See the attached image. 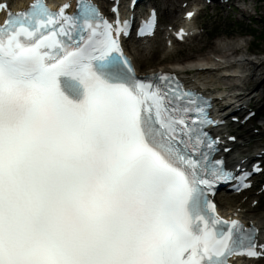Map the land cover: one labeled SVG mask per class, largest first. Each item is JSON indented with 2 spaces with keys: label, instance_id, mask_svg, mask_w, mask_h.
Returning <instances> with one entry per match:
<instances>
[{
  "label": "snow or ice",
  "instance_id": "obj_1",
  "mask_svg": "<svg viewBox=\"0 0 264 264\" xmlns=\"http://www.w3.org/2000/svg\"><path fill=\"white\" fill-rule=\"evenodd\" d=\"M78 7L71 27L86 39L74 47L60 39L64 8L42 0L0 27V264L260 255L254 230L208 199L222 172L200 150L209 102L168 75L166 89L138 80L117 9L114 28L87 0Z\"/></svg>",
  "mask_w": 264,
  "mask_h": 264
},
{
  "label": "rangeland",
  "instance_id": "obj_2",
  "mask_svg": "<svg viewBox=\"0 0 264 264\" xmlns=\"http://www.w3.org/2000/svg\"><path fill=\"white\" fill-rule=\"evenodd\" d=\"M177 0H159L160 4H172ZM162 5V6H164ZM244 12L235 9L231 17H227L226 13L218 15L215 24L211 26V35L202 43H194L188 46L180 47V55L172 62L166 64L175 65L181 63L183 65L192 61L205 59L210 55H220L217 50L218 46H231L237 48L238 52L244 54H254L258 58L264 54V0H246L240 5ZM196 46V47H195ZM191 47H195L191 48ZM192 49V50H191ZM184 50V51H183ZM233 51L227 52V55H233ZM145 52V54H147ZM226 55V56H227ZM241 56L239 59H243ZM252 59V58H251ZM253 60V59H252ZM259 73H264V68H259ZM255 73L253 74V76ZM264 75V74H263ZM261 103L264 101V94L259 96ZM258 104V105H260ZM264 142V141H263ZM264 203L260 211L264 212Z\"/></svg>",
  "mask_w": 264,
  "mask_h": 264
},
{
  "label": "bare ground",
  "instance_id": "obj_3",
  "mask_svg": "<svg viewBox=\"0 0 264 264\" xmlns=\"http://www.w3.org/2000/svg\"><path fill=\"white\" fill-rule=\"evenodd\" d=\"M15 1H18V0H15ZM174 17H176L174 15ZM196 47V46H195ZM195 47H191V48H194ZM192 50V49H191ZM215 50H217L219 53H221L223 56L221 58H228L230 57L229 55H227V52L229 51H233V55H235L237 52H238V49L237 48H232L231 46H228V45H224V46H218L215 48ZM132 51V50H131ZM184 51V50H183ZM178 48L177 50L175 51V54H178ZM175 54H171L167 59H166V62H172L174 60H176V57ZM227 55V56H226ZM134 59H135V62H136V65L138 67V70H139V73H146L150 70H153L155 68H161V67H165L164 64L160 63L159 61H157L156 58H154L152 61L153 63H149L147 60H146V57L142 54V48L141 47H137L135 49V53H134ZM168 66H172L171 64L168 65ZM174 66H185L181 63H176ZM253 72V71H252ZM251 72V73H252ZM190 75V74H189ZM259 80H261V77L259 78ZM259 80L256 79L255 75L253 77V75H249L246 77H243L242 81L244 83V86L247 87L248 89H251V90H255L257 89L260 84H259ZM239 83H242L240 81H236L234 83V86H236L237 84ZM251 85H253V88H251ZM216 88L219 90V91H225V90H228L230 88V85H216ZM210 89V87H209ZM229 202H232L233 203V200H235L234 198H230V199H227ZM223 206V204H222Z\"/></svg>",
  "mask_w": 264,
  "mask_h": 264
},
{
  "label": "trees",
  "instance_id": "obj_4",
  "mask_svg": "<svg viewBox=\"0 0 264 264\" xmlns=\"http://www.w3.org/2000/svg\"><path fill=\"white\" fill-rule=\"evenodd\" d=\"M263 21H264V19H263Z\"/></svg>",
  "mask_w": 264,
  "mask_h": 264
}]
</instances>
